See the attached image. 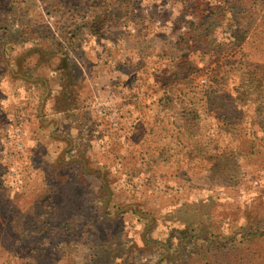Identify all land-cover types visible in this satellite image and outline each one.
I'll return each mask as SVG.
<instances>
[{"label":"rangeland","instance_id":"rangeland-1","mask_svg":"<svg viewBox=\"0 0 264 264\" xmlns=\"http://www.w3.org/2000/svg\"><path fill=\"white\" fill-rule=\"evenodd\" d=\"M8 2L15 31L9 39L8 62L0 64V202L3 195L23 205L36 200V211L48 217L47 237L40 243L44 256L56 257V264H89L101 215L111 217L106 226L117 235L115 264H126L125 256L133 255L144 235L168 241L185 225L173 219L185 205L194 209L199 203H217L225 210V220L238 227L252 218L264 223V101L258 85L248 81L245 67H232L240 66V58L264 66V33L259 28L264 27V0ZM191 29L210 35L201 47L181 44ZM63 52L69 53L85 104L84 130L54 114L51 94L42 107L45 119L44 112L38 116L30 109L36 100L14 88L8 68H23L29 76L47 80V88L54 91L63 84ZM184 58L195 72L167 85ZM218 69L226 70V89L236 113L242 114L234 131L220 135L219 121L209 120L218 140L209 145L201 140L202 131L193 128L190 140L178 129L172 139L151 132L166 87L173 88V128L185 125L182 94L191 87L209 86ZM135 88L137 93H131ZM93 101L108 102L121 111L116 116L94 114ZM116 118L120 125L113 127ZM72 147L75 155L68 153ZM44 154L56 160L62 175L69 174L60 181H77L81 209L73 204L65 211L61 203L69 193L47 185ZM67 165L72 169L64 168ZM81 167L87 175L79 178ZM67 215L74 230L64 227ZM221 222L214 221L216 226ZM30 250V241L21 243L22 256ZM147 262L152 264L154 258Z\"/></svg>","mask_w":264,"mask_h":264},{"label":"trees","instance_id":"trees-1","mask_svg":"<svg viewBox=\"0 0 264 264\" xmlns=\"http://www.w3.org/2000/svg\"><path fill=\"white\" fill-rule=\"evenodd\" d=\"M13 13L8 0H0L1 65L8 62L9 39L15 31ZM248 13L252 22L253 13L252 11ZM211 21L212 24L215 23L214 19H211ZM259 28L261 33H264V27L259 26ZM251 29L249 27L248 31L250 32ZM209 36L202 34V31L198 29H191L181 37L180 41L184 46L192 43L194 47H201ZM5 51L8 53L3 56ZM61 55L59 71L61 74L60 81L63 84L54 91L47 88V80L29 76L23 68L16 70L8 64L14 88L24 91L25 96L36 100V103H33L30 109L34 110L38 116H41L44 112L43 120L45 119V111L42 107L44 108L45 96L51 94L54 100V114L65 117L72 127L84 130L86 128L85 104L72 73L69 53L63 52ZM239 63L240 66L233 63L232 67H245L248 81H253L252 83L258 85L261 98L264 101V66L249 65L246 58H240ZM259 68L261 69L259 70ZM195 69L187 59H182L178 70L170 76L167 85L174 83L175 79L187 77L189 74L194 73ZM226 76V70L218 69L209 86L204 89L191 87L190 90L182 94L181 102H183L186 121L185 125H177L175 128H173L174 122L169 109L173 88L166 87L158 99L160 108L153 118L151 132L159 131V137L172 139L175 137L174 130L178 129L177 132L181 134V137L190 140L192 134L189 129L193 128L202 131L201 140L209 145L218 141L216 136L210 132L212 129L210 124L212 125V123H209V120L211 122L214 120L219 121L220 135L234 131L242 119V114L240 112L237 114L235 111V104L226 89ZM59 126L60 124L53 127L54 132L58 130ZM55 134H58L57 137L64 135L62 133ZM68 153L75 155V147H72ZM69 154L67 155L69 156ZM42 163L44 164L43 170L46 174L45 182L47 185L55 184L62 194L69 193V198L64 196L61 203L64 210H68L73 204L75 209H81L82 197L78 187H76L77 181H60L59 178H64L69 174L62 175V172H60L62 169L57 168L56 160L53 162L51 159H45V154ZM64 168L72 169L70 165ZM78 174L80 178L82 174L86 176L87 171L81 167ZM0 186H2L0 187L1 190L4 181H0ZM105 199L101 202L104 203ZM6 204L8 205L6 206ZM207 204L199 203L194 209L189 205H185L182 209L175 211L173 219L183 222L184 227L174 230L168 241H156L152 240L149 234L144 235L141 246L138 245L133 255L128 254L125 256L128 260L126 264H149L147 262L148 258H154L152 264H264V223H262V220L252 218L250 221L248 220V223L246 221L238 227L237 224L225 220V210L220 211L219 204L212 203L210 204L211 207ZM36 205V200L28 201L23 205L17 199H6L4 195L2 196L0 202L1 264H56V257L44 256L40 250L41 239L47 237L48 217L44 213H38ZM55 205H60V202L56 200ZM68 216L70 215L63 219L64 227L68 230H74L72 218ZM117 217L119 218V216ZM217 218L221 219L222 222L216 226L214 221ZM111 220V217L103 215L98 217V228L93 235L95 239L93 244L94 254L89 264H115L117 262L119 254L117 235L112 228L106 226L107 222ZM232 220L239 223V219ZM26 240L30 241L31 250L28 254L22 256L20 252L21 243Z\"/></svg>","mask_w":264,"mask_h":264},{"label":"built area","instance_id":"built-area-1","mask_svg":"<svg viewBox=\"0 0 264 264\" xmlns=\"http://www.w3.org/2000/svg\"><path fill=\"white\" fill-rule=\"evenodd\" d=\"M206 81L203 79L202 83H205ZM131 93H137V89H133L131 91ZM137 99V97H134V99ZM91 109L93 111L94 114H98L100 116H104L105 114L109 113L113 116H116L119 114V112L121 111V109H119V107L114 106L112 107L108 102L105 101H93V103H91ZM114 120V119H113ZM120 125V121L116 118L113 121V127H118ZM99 141L102 143H105L106 141L104 140L103 137L99 138Z\"/></svg>","mask_w":264,"mask_h":264}]
</instances>
